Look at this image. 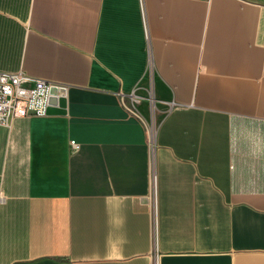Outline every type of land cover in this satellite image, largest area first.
Wrapping results in <instances>:
<instances>
[{"label": "crops", "instance_id": "crops-1", "mask_svg": "<svg viewBox=\"0 0 264 264\" xmlns=\"http://www.w3.org/2000/svg\"><path fill=\"white\" fill-rule=\"evenodd\" d=\"M0 70V264H264V0H0Z\"/></svg>", "mask_w": 264, "mask_h": 264}, {"label": "built area", "instance_id": "built-area-1", "mask_svg": "<svg viewBox=\"0 0 264 264\" xmlns=\"http://www.w3.org/2000/svg\"><path fill=\"white\" fill-rule=\"evenodd\" d=\"M64 85L58 81L31 75L23 70H0V125L9 126L15 118L48 114V107L64 95ZM73 149L79 143L71 140ZM150 147L155 148L154 136Z\"/></svg>", "mask_w": 264, "mask_h": 264}, {"label": "water", "instance_id": "water-1", "mask_svg": "<svg viewBox=\"0 0 264 264\" xmlns=\"http://www.w3.org/2000/svg\"><path fill=\"white\" fill-rule=\"evenodd\" d=\"M59 99H60V102H61V104H62L63 101H64V100H63V97H60ZM53 101H56V99L53 98V99H52V102H53ZM60 110H61V109H58V108H56V107H54V106L51 105V106L48 107V114H49V113L51 114V113L62 112V111H60Z\"/></svg>", "mask_w": 264, "mask_h": 264}]
</instances>
